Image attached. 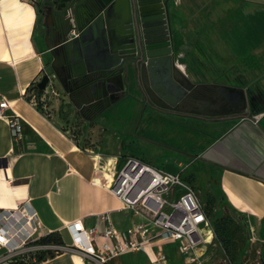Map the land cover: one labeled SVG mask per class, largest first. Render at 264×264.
<instances>
[{
    "label": "crops",
    "instance_id": "1",
    "mask_svg": "<svg viewBox=\"0 0 264 264\" xmlns=\"http://www.w3.org/2000/svg\"><path fill=\"white\" fill-rule=\"evenodd\" d=\"M38 1L0 0V102L6 99L7 114L17 115L22 123L21 136L15 137L9 116H0V158L7 161L0 165V208L27 203L40 222L24 261L87 264L72 248V222L81 220L99 233L111 222L126 233L141 221L105 184L114 166L118 170L134 156L181 177L193 173L201 184L217 173L212 182L219 186V196L206 193L205 198L196 189L198 195L214 218L217 205L242 219L251 248L264 263V54L257 53L264 50V0H169L176 61L184 67L188 51L192 59L202 58L201 52L212 56L221 71L213 68L209 73L223 79L209 82L245 87L249 114L211 118L165 112L146 102L135 120L133 110L144 94L132 62L125 70L126 89L109 106L83 102L53 78L41 94L43 111L38 109L35 89L27 88L51 72L46 33L53 24ZM151 123L167 129L163 139L149 133ZM180 133L194 147L173 142L184 139ZM141 137L162 143L165 152L159 160L140 149ZM52 233L63 242L43 240ZM162 247L164 252L176 251L169 264H191L177 242ZM108 264L153 263L140 250L113 256Z\"/></svg>",
    "mask_w": 264,
    "mask_h": 264
},
{
    "label": "water",
    "instance_id": "2",
    "mask_svg": "<svg viewBox=\"0 0 264 264\" xmlns=\"http://www.w3.org/2000/svg\"><path fill=\"white\" fill-rule=\"evenodd\" d=\"M42 1L53 18L46 33L51 71L66 92L83 102L102 100L107 107L121 98L125 70L132 62L156 108L209 117L248 111L245 87L196 82L176 61L169 0ZM73 27L77 34L70 37ZM49 81L46 72L39 86L46 88Z\"/></svg>",
    "mask_w": 264,
    "mask_h": 264
},
{
    "label": "built area",
    "instance_id": "3",
    "mask_svg": "<svg viewBox=\"0 0 264 264\" xmlns=\"http://www.w3.org/2000/svg\"><path fill=\"white\" fill-rule=\"evenodd\" d=\"M33 4L38 0H29ZM77 34L72 28L70 37ZM52 83V79L47 85ZM6 99L0 102V116H9ZM13 135L20 137L22 123L17 115L9 116ZM106 186L142 220L126 233L111 222L102 233L95 227L86 228L81 220L71 223L72 248L87 264H108L109 259L124 252L144 250L153 264H169L163 243L177 242L191 264H203L202 256L217 237L210 206L202 202L196 189L180 174L172 173L141 158L129 156L122 167H113ZM178 190H180L178 192ZM40 224L29 204L17 208H0V264H11L15 256L29 248ZM154 238H157L154 242ZM155 243V244H154ZM157 246V250L149 248Z\"/></svg>",
    "mask_w": 264,
    "mask_h": 264
},
{
    "label": "rangeland",
    "instance_id": "4",
    "mask_svg": "<svg viewBox=\"0 0 264 264\" xmlns=\"http://www.w3.org/2000/svg\"><path fill=\"white\" fill-rule=\"evenodd\" d=\"M189 57L186 59H183L182 62H185L184 64V70L185 72L194 80V81H204L209 82L211 80H218L223 79L222 75L215 76L213 74H210L209 71H212L213 68L216 70H220V67L215 62V59L212 56H206L205 52L199 53L202 58L199 57L197 59H192L191 53L188 51L186 52ZM259 55L264 54V50L257 51ZM181 62V63H182ZM183 64V63H182ZM228 68V67H227ZM233 69L230 68V70ZM213 82V81H212ZM248 81H246L245 84H247ZM240 86V85H239ZM144 97L142 100H139V102L136 104L135 109L133 110V117L132 120L139 118V106L144 103L149 102L152 103L151 100L148 98L147 94L143 91ZM159 109V108H157ZM165 112H171L169 110H163ZM180 113V112H179ZM249 109L246 113L242 114H249ZM232 116V115H229ZM239 116V114L234 115ZM226 116H216L211 118H223ZM205 118V117H204ZM209 118V117H208ZM133 121H130V124H132ZM128 124V125H130ZM150 131L149 133L152 134L153 137H157L158 140H161L165 137V131L167 129L165 128H156V124H150L148 125ZM155 130V132H153ZM181 138L184 139H172L173 142L176 143H183L187 144L188 147H194L190 140V137H187L188 139L185 140L186 136L183 133L178 134ZM174 137V136H171ZM141 145L139 146L141 150L144 151L145 155H148L150 158L153 157V160L156 161L161 158V155L165 152L162 143H159L160 141H150L149 139L141 137ZM194 158V156H193ZM152 159V158H151ZM166 168L169 166H165ZM102 168V167H100ZM170 168V167H169ZM182 179L190 184L194 189H199L203 192L204 197L207 198V194L213 193L217 196L220 194L219 192V186L215 184V182H212L213 180L216 181L218 178V174L215 173L214 176L210 179V182H204L201 184V182L197 179H194V174L191 173L190 176L186 172H183ZM180 190H178L179 192ZM216 205V204H215ZM217 207V205H216ZM214 209V216L216 218V230L220 234H218V238H214L213 242L206 248L202 259L203 264H264L261 259H258L255 255V250L252 249L250 245V236H247L246 228H244V223L241 220L238 219L237 216L230 214L228 212H222L220 208ZM249 247V249H248ZM173 252V254H172ZM176 251L172 249L170 253L168 251L165 252L166 257L168 258V261L171 262V255H174ZM247 254L244 256V254ZM174 257V256H173ZM30 261V260H29ZM28 261V262H29Z\"/></svg>",
    "mask_w": 264,
    "mask_h": 264
},
{
    "label": "trees",
    "instance_id": "5",
    "mask_svg": "<svg viewBox=\"0 0 264 264\" xmlns=\"http://www.w3.org/2000/svg\"><path fill=\"white\" fill-rule=\"evenodd\" d=\"M34 88L35 89V96H36V100H37V107L39 110H42V106H41V94L42 92L44 91L45 88H41L39 86V82H36V83H32L28 88H27V91ZM28 99H30L29 96H27ZM83 113H87L88 111V108H83L82 109ZM5 163V159L4 158H0V165H4ZM216 218H215V223H214V226H216ZM216 229V227H215ZM216 233H217V238L219 237L218 234H220L219 232H217L216 230ZM44 241H57V242H63L61 236H58V235H55L54 233L52 234H49L47 235V237L43 238ZM51 254L53 253L52 251L50 252ZM40 259H43V256L41 255L40 256ZM11 264H29L28 261H24L23 259V254L22 255H18V256H15L12 261H11Z\"/></svg>",
    "mask_w": 264,
    "mask_h": 264
},
{
    "label": "flooded vegetation",
    "instance_id": "6",
    "mask_svg": "<svg viewBox=\"0 0 264 264\" xmlns=\"http://www.w3.org/2000/svg\"><path fill=\"white\" fill-rule=\"evenodd\" d=\"M51 66V65H50ZM49 74H50V78L51 79H57L54 75H53V73H52V71L51 72H48ZM53 81V80H52ZM58 81V80H57ZM59 82V81H58ZM60 83V82H59ZM61 84V83H60ZM63 87V86H62ZM72 96H74V95H72ZM93 104H104V102L101 100V101H98V102H92ZM84 108V107H83Z\"/></svg>",
    "mask_w": 264,
    "mask_h": 264
},
{
    "label": "bare ground",
    "instance_id": "7",
    "mask_svg": "<svg viewBox=\"0 0 264 264\" xmlns=\"http://www.w3.org/2000/svg\"><path fill=\"white\" fill-rule=\"evenodd\" d=\"M80 256V255H79ZM80 259H81V256H80ZM81 261H82V259H81ZM83 262V261H82Z\"/></svg>",
    "mask_w": 264,
    "mask_h": 264
}]
</instances>
